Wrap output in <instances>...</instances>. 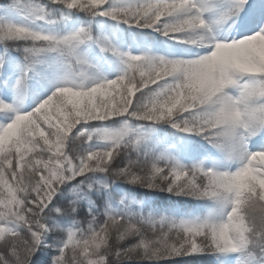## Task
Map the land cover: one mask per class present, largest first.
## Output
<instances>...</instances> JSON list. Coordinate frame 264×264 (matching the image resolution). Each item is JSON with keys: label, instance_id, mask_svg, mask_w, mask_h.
<instances>
[{"label": "snow or ice", "instance_id": "obj_1", "mask_svg": "<svg viewBox=\"0 0 264 264\" xmlns=\"http://www.w3.org/2000/svg\"><path fill=\"white\" fill-rule=\"evenodd\" d=\"M0 264H264V0H0Z\"/></svg>", "mask_w": 264, "mask_h": 264}, {"label": "trees", "instance_id": "obj_2", "mask_svg": "<svg viewBox=\"0 0 264 264\" xmlns=\"http://www.w3.org/2000/svg\"><path fill=\"white\" fill-rule=\"evenodd\" d=\"M242 24H243V17L238 18L236 21L235 26L233 27V31L234 32H238L241 30L242 28ZM122 39L124 40V42L128 45H134L136 43H140L141 45H143V43L145 42V40L147 38L139 35V34H132V33H124L122 36ZM163 40V38H160L159 41L156 42H152L149 41V43H153L155 47H157L159 50L161 51H167L169 50V46L163 44L161 41ZM176 51H179V49H175ZM169 203H171L169 201ZM176 207L185 210V211H191V212H199L201 210L200 205L195 203V202H184V203H178L176 205Z\"/></svg>", "mask_w": 264, "mask_h": 264}]
</instances>
